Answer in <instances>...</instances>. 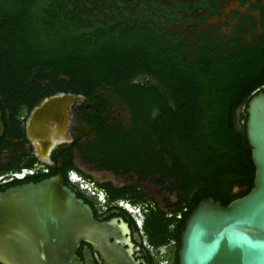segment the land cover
I'll return each instance as SVG.
<instances>
[{"label":"trees","instance_id":"16d2710c","mask_svg":"<svg viewBox=\"0 0 264 264\" xmlns=\"http://www.w3.org/2000/svg\"><path fill=\"white\" fill-rule=\"evenodd\" d=\"M157 2L0 0V109L12 112L18 95L17 105L55 91L119 95L134 117L139 164L173 180L172 205L144 210L142 230L150 246L171 247L176 264L196 203L209 196L226 205L252 186L244 107L264 91V32L238 45H168L158 37L166 8Z\"/></svg>","mask_w":264,"mask_h":264},{"label":"flooded vegetation","instance_id":"af4514ba","mask_svg":"<svg viewBox=\"0 0 264 264\" xmlns=\"http://www.w3.org/2000/svg\"><path fill=\"white\" fill-rule=\"evenodd\" d=\"M160 2L166 13L156 22L157 33L168 45L180 39L193 49L199 41L238 45L264 32V0H158L157 4ZM62 93L78 98L68 106L62 105L64 128L43 147L39 139L28 136V119L41 102ZM28 97L31 104L17 105L16 99H24L18 95L12 112L0 109V190L59 172L63 183L89 205L96 219L116 216L128 225V214L137 228L128 225L130 239L137 246L134 257L150 264L151 254L158 264L160 247L150 246L145 239L143 211L150 208L165 212L170 208L174 199L167 198L174 192L170 188L173 180L161 178L151 167L144 169L139 164L142 151L136 143L137 128L121 97L110 90L95 91L92 97L59 91L37 100L35 94ZM79 125L93 132L85 134L77 128ZM79 250L80 245L76 253L84 264Z\"/></svg>","mask_w":264,"mask_h":264},{"label":"water","instance_id":"95a60500","mask_svg":"<svg viewBox=\"0 0 264 264\" xmlns=\"http://www.w3.org/2000/svg\"><path fill=\"white\" fill-rule=\"evenodd\" d=\"M76 98L62 93L41 102L28 119V136L48 146L64 128L62 105ZM244 112L252 186L226 205L209 196L196 203L178 236L176 264H264V91L247 100ZM2 129L0 120V135ZM81 242L99 264H145L134 257L127 223L93 217L59 172L0 190V264H82L76 253Z\"/></svg>","mask_w":264,"mask_h":264},{"label":"rangeland","instance_id":"374dc122","mask_svg":"<svg viewBox=\"0 0 264 264\" xmlns=\"http://www.w3.org/2000/svg\"><path fill=\"white\" fill-rule=\"evenodd\" d=\"M169 200H173L174 199V192H172V194L168 195ZM159 200V199H158ZM159 252L157 254L158 255V264H174V260H173V250L171 247L166 248V247H160L159 248ZM83 257H84V264H92L91 258L92 255L93 257H95L94 253H91L90 251H88L86 248L83 249L82 251Z\"/></svg>","mask_w":264,"mask_h":264}]
</instances>
